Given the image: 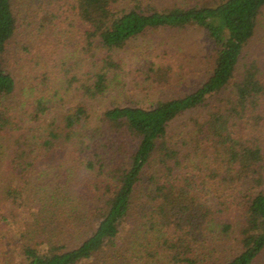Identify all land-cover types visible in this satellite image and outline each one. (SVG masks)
I'll return each instance as SVG.
<instances>
[{
	"label": "trees",
	"instance_id": "obj_1",
	"mask_svg": "<svg viewBox=\"0 0 264 264\" xmlns=\"http://www.w3.org/2000/svg\"><path fill=\"white\" fill-rule=\"evenodd\" d=\"M156 1L0 0V264L264 256V64L246 61L264 0ZM190 27L212 49L201 84L92 111L117 49Z\"/></svg>",
	"mask_w": 264,
	"mask_h": 264
},
{
	"label": "rangeland",
	"instance_id": "obj_2",
	"mask_svg": "<svg viewBox=\"0 0 264 264\" xmlns=\"http://www.w3.org/2000/svg\"><path fill=\"white\" fill-rule=\"evenodd\" d=\"M178 0H157L167 6ZM182 2V1H181ZM65 29L66 25L63 24ZM59 36V34L57 35ZM75 45L61 50L58 63ZM212 49L206 34L196 28L151 30L117 49L114 58L118 66L110 71L109 89L101 99L92 102V111L101 114L114 105L137 104L151 106L159 99L186 94L201 84L212 68ZM254 56L264 64V16L256 37L249 45L246 61ZM59 80H57V84ZM67 99V103L70 102ZM203 109L177 119L174 132L192 125V117H199ZM72 162L66 164L71 165ZM86 264H92L87 262ZM258 264H264V256Z\"/></svg>",
	"mask_w": 264,
	"mask_h": 264
}]
</instances>
